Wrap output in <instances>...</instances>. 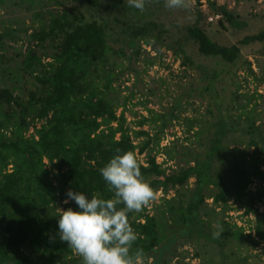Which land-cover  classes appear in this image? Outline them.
I'll list each match as a JSON object with an SVG mask.
<instances>
[{
  "label": "trees",
  "instance_id": "16d2710c",
  "mask_svg": "<svg viewBox=\"0 0 264 264\" xmlns=\"http://www.w3.org/2000/svg\"><path fill=\"white\" fill-rule=\"evenodd\" d=\"M54 1L58 12H52L39 30L27 34L26 52L9 44L19 42L15 36L0 34V75L10 78L9 67L17 62L18 74L30 85L19 95L8 87L0 90V264H82L80 256L59 239L57 208H75L72 201L64 203L69 188L86 196L113 198L99 169L117 150L135 155L154 196L178 192L195 179L187 201L181 197L163 200L159 219L142 209L127 213L137 235L130 253L140 252L134 264L148 259L167 264L161 253L179 239L215 243L217 237L205 219L211 214L225 217L231 199L246 216H254L255 238L249 237L257 248L264 242V212L255 209V203L264 194L261 188L252 192L249 187L264 180V130L257 124V112H247V103L239 105L235 87L239 72H252L242 49L264 57V30L237 44L221 45L199 27L201 13L194 23L176 25L177 33H173L160 18L164 14L161 2L156 9L141 11L124 5V0ZM71 3L75 5L70 10ZM210 7L230 27L239 25L224 6L210 3ZM172 10L176 8L167 9ZM110 42L136 52L143 44L155 50L157 44H164L183 67L199 74L203 86L197 89V98L208 95L213 102L208 116L185 118V125L189 131L205 134L203 156L185 160L187 166L171 175L155 158L148 156L146 164L140 162L137 155L145 154L159 138L139 132L136 139L144 136L147 140L136 145L125 128L124 114L118 115V104L110 94L117 93L113 85L120 76L109 55L119 56L123 49L116 51ZM147 122L144 118L140 125ZM232 137L236 139L231 141ZM232 145H244L245 150L231 149ZM217 222L221 228L228 226L225 220ZM233 229L235 239L243 237V228L234 224ZM221 245V264L246 263L226 254V245Z\"/></svg>",
  "mask_w": 264,
  "mask_h": 264
},
{
  "label": "rangeland",
  "instance_id": "374dc122",
  "mask_svg": "<svg viewBox=\"0 0 264 264\" xmlns=\"http://www.w3.org/2000/svg\"><path fill=\"white\" fill-rule=\"evenodd\" d=\"M124 1V5L132 8L128 0ZM158 2H161V11L164 13L161 14L160 11L158 14L162 15L160 17L162 22L170 27L173 33H177L176 25L182 28L189 22H196L199 13L203 15L199 27L221 45L237 44L245 36L255 35L264 30V0H184L185 7L172 11H167L169 8L165 7V0L151 2L144 0L143 11L158 8L160 6ZM210 3L224 6L231 11L239 25L230 27L227 21L211 10ZM74 5L75 3L68 4V8L71 10ZM58 8L54 0H0V34L9 33L15 36L19 42L11 41L9 44L15 50L26 52L28 35L46 25L51 13H57ZM85 9H88V6L83 7L84 12ZM110 46L116 51L123 49L119 56L109 55V61L116 64L115 72L120 76V80L113 85V90L117 93L114 94L113 91L110 94L115 104H118V115L124 114L125 128L136 145H141L147 140L144 136L136 139L139 132H146L151 137L159 138L145 154L137 155L140 162L146 164L148 156L155 158L166 174L171 175L187 166L185 160H191L198 155L203 156L207 142L205 134L202 131L198 135V129L189 131L185 125V118L203 120L208 116L209 104L213 102L208 95L201 99L197 98V93L200 92L197 89L203 86L199 74L183 67L181 60L176 59L164 44H157L156 50L143 44L138 52L135 48L121 43L110 42ZM242 52L251 62L252 72L238 73L235 89L239 95V105L247 103L248 106L244 108L247 112H257V124L263 126L264 130V57L261 54L254 55L251 49H242ZM16 67L17 62L10 65V78L0 75V90L8 87L19 95L30 85L25 84V79L18 74ZM27 81L30 82V79ZM100 82L102 84L104 80ZM144 118L148 122L140 125ZM163 121L166 122L165 126ZM31 133L32 131L27 136ZM241 137L247 140V137ZM235 139L232 137L230 140ZM233 148L245 150L244 145H232L231 149ZM252 152L253 149H250V153ZM261 168L264 170L263 165ZM11 169L12 167H9V170ZM194 183L195 179H191L186 187L178 192L172 190L166 196L158 192L154 199L142 207V211L145 210L143 211L145 214L159 219L165 208L163 200L181 197L184 202L187 201ZM260 188L264 194V180L252 183L249 191L256 192ZM263 200L264 198L255 203V209H259L260 212H264ZM207 203L211 206L213 201L209 200ZM228 206L229 210L225 217L211 214L205 219V222L211 224L210 231L213 236L217 237L215 243L207 244L202 239L195 244V241L187 238L179 239L177 243L170 245L168 251H162L163 262L166 260L167 264H221L223 260L221 243H224L226 254L236 255L240 261L246 260L245 264H264V242L255 248L249 237L252 235L255 238L252 230L254 216H246L245 210L238 203H234L233 199L228 202ZM57 210L63 209L58 207ZM216 212H221V209L217 208ZM220 219L227 221L228 226L223 225L221 228L217 222ZM160 223L165 225L166 222ZM234 224L243 228L242 238H234L237 234L233 229ZM161 231L165 232L166 229ZM136 264H153V260H139Z\"/></svg>",
  "mask_w": 264,
  "mask_h": 264
},
{
  "label": "clouds",
  "instance_id": "9594fccd",
  "mask_svg": "<svg viewBox=\"0 0 264 264\" xmlns=\"http://www.w3.org/2000/svg\"><path fill=\"white\" fill-rule=\"evenodd\" d=\"M128 4L141 11L144 8V0H128ZM185 6L184 0H165L166 8ZM99 173L113 198L86 196L69 188L64 203L72 201L75 208L60 210L57 234L80 256L82 264H134L140 252L130 253L137 235L128 223L127 213L139 212L154 199L153 190L142 178L131 151L117 150ZM120 204L122 208L117 207Z\"/></svg>",
  "mask_w": 264,
  "mask_h": 264
}]
</instances>
